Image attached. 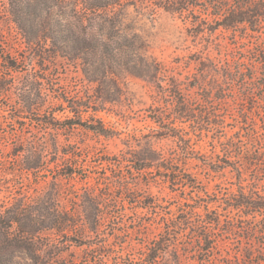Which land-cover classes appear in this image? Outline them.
<instances>
[{"label":"trees","instance_id":"trees-1","mask_svg":"<svg viewBox=\"0 0 264 264\" xmlns=\"http://www.w3.org/2000/svg\"><path fill=\"white\" fill-rule=\"evenodd\" d=\"M31 1L11 0L9 10L24 39L23 48L12 54L0 40V94L12 93L13 80L24 76L14 88L19 101L17 113L0 116V127L4 120L19 126L24 123L22 120H30L48 132L47 142H20L12 151L16 154L24 152L21 169L38 174L34 182L43 176L40 173L45 165L41 157L44 152L54 155L50 161L54 173L44 175L50 179L47 181L50 189L45 194L30 201L22 197L0 204V264H131L124 254L115 252L117 247L108 244L110 235L117 237L113 222L130 209L146 210L158 222L159 236L144 256L146 264H154L167 254L171 264H264V258L252 256V247L243 246L245 240L264 246V179L253 176L249 180L244 163L240 158L234 159L230 146L226 147L224 157L217 156L218 160L201 155L190 132L183 127L191 122L196 132L200 122L218 121L223 125L227 114L216 108V99L221 100L219 103L228 100L237 87L246 98L257 89L264 99V73L258 78L253 70L248 74L249 70L241 66L242 60L237 57L226 63L216 62L210 54L206 61L203 58L195 60L198 70L194 82L187 86L193 92H184L178 84L171 102L160 108L159 122H153L159 127V138L147 139L143 148L136 151L132 147L135 139L128 136L123 140L128 150L122 151L117 159L106 160L110 165H120L123 170L119 174L106 173L97 185L87 179L84 182L88 186L80 193L71 189L62 191L58 182L74 179L79 167L70 160L76 156L78 148L60 144L64 132L82 127L106 139L121 134L98 116L101 110L93 105L92 98H76L63 90L45 88L44 84L48 82L45 67L66 55L75 59L85 55L86 65L94 66L96 60L93 57L100 52L105 55L109 47L101 40L116 37L113 32H105L106 26L109 24L114 28L121 23L118 14L104 18L99 12L117 10L125 3L123 0ZM131 4L146 5L153 14L159 8L180 15L199 10L205 21L217 25L210 26L211 34L220 29L236 33L242 26L259 32L264 25V0H139ZM69 6L77 15L79 13L73 22L56 14V10ZM46 12L50 19L45 16ZM191 23L200 27L202 20L192 19ZM99 24L103 29L101 34L96 29ZM215 45V50L221 52L220 44ZM248 51L254 55L253 62L264 64V50L256 51L252 47ZM85 74H89L87 69ZM106 74L104 71V77ZM247 89L250 92H246ZM48 97H55L64 107L59 111H68L69 116L60 119L55 113L44 110L43 102ZM249 109L253 108L240 112V117L244 119L243 124L250 119L249 125L253 127L256 122L250 118L252 110ZM169 110L174 117L165 118L164 114ZM31 116L37 119L33 120ZM8 133L5 132L3 137ZM168 138L174 140V149L166 152L155 148L157 141ZM257 149V153L264 156L263 148ZM192 160L201 161L213 173L223 174L230 169L235 174L237 182L231 184L236 189H231L228 194L221 193L216 200H203L204 191H194L196 178L185 168ZM124 165L130 170L125 171ZM5 169L9 175H14V169ZM152 183H164L170 190L168 194L177 193L178 202L161 196L147 198L136 189L141 184L150 186ZM69 202L71 206H68ZM42 231L54 232L57 238L43 246L38 238ZM87 234L91 239L95 236L92 244L85 243L83 238ZM185 237L189 240L180 244L179 240ZM221 242L233 245L236 255L227 260L218 259L215 254L222 246ZM85 245L88 246L85 255L76 261L70 254L71 247L83 248ZM58 247V254L52 252Z\"/></svg>","mask_w":264,"mask_h":264},{"label":"rangeland","instance_id":"rangeland-1","mask_svg":"<svg viewBox=\"0 0 264 264\" xmlns=\"http://www.w3.org/2000/svg\"><path fill=\"white\" fill-rule=\"evenodd\" d=\"M123 2L125 5L117 10L99 12L104 18H110L116 13L121 23L114 28L109 24L106 26L105 32L108 34L113 32L116 37L114 40H101L102 43L109 44V47L107 46L105 55L100 52L93 57L96 60L94 66L86 65L85 55L81 59L66 55L59 57L55 64H48L45 67L48 71L45 88L63 90L69 96L76 98H92L93 105L101 110L98 116L121 134L113 139H106L82 127L64 132L60 136V144L75 145L78 148L76 156L70 160L79 167H77L78 175L74 179L58 182L62 191L71 189L80 193L88 186V183L84 182L87 179L97 185L104 174L111 172L119 174L123 170L120 165H110L106 160L117 159L122 151L128 150L123 141L128 136H133L135 139L132 147L136 151L143 148L147 139L159 138V127L153 122L155 120L159 122V110L171 102V96L178 84L182 86L184 92H193L187 86L194 82L193 78L198 70L195 60L203 58L206 61L210 54L216 62L226 63L228 59L237 57L242 60L241 66L249 70L248 74L253 70L258 78L264 73V64L253 62L254 55L248 51L252 47L256 51L264 50V25L259 32H253L242 26L236 29V33L220 29L211 34L210 26L217 27V25L205 21L199 10L180 15L159 8L158 12L153 14L146 5L137 7L131 4L139 0H123ZM10 6L11 0H0V40L8 46L12 54H15L23 48L24 39L14 23L9 11ZM44 14L50 19L49 13ZM56 14L66 16L72 22L79 16L71 6L56 10ZM192 19H201L202 25L200 27L193 25ZM100 24L96 26L98 34L103 30ZM217 43L220 44L221 52L215 50ZM85 69L88 75L85 74ZM104 71L107 72V77H104ZM22 79L24 76L20 75L13 80L12 93L7 96L0 94V116L17 113L16 107L19 101L14 88ZM237 88L234 95L222 103L215 98L216 108L227 114L223 125L218 121L210 124L200 122V129L196 132L194 131L196 128L191 127V122L183 124V127L190 132L201 155L218 160L217 156L224 157L226 147L230 146L234 159L240 158L244 163L245 174L249 180L253 176L264 179V156L257 153L258 147H262L261 151L264 152V99H261L257 89L246 98L244 94L239 93L242 92L241 89ZM248 89L246 92H250ZM43 104L44 110L55 113L60 119L69 116L68 111H59L64 107L57 103L55 97H48ZM248 108H253L249 109L252 110L250 118L256 122L253 127L249 125L250 119L243 124L244 119L240 117V112ZM169 113L170 110L164 114L165 118L174 117ZM31 118L37 119L36 116ZM22 122L24 125L19 126L4 120L3 126L0 127V204L2 201L17 200L22 197L30 201L50 189V184L47 183L50 179L44 178V175L50 176L54 173V168L50 166L54 155L50 152L41 154L42 162L45 164L40 173L43 176L34 182L38 174L21 169L25 158L24 152L16 154L12 151V148L20 142L38 141L39 144L47 142L50 134L30 120H22ZM5 132L9 133L3 137ZM175 147L174 140L170 138L157 141L155 145L156 149L166 152ZM58 158L62 161V158ZM5 167L14 169V175H9ZM185 168L196 178L194 191H204L203 200H216L221 193L228 194L231 189H236L231 184L237 181L230 169L223 174L209 172L198 160L187 162ZM124 170L130 169L124 165ZM166 187L164 183L157 185L152 183L150 186L141 184L136 189L147 198L161 196L177 203V193L168 194L170 190ZM65 203L63 201V204ZM69 205L71 206L72 203L69 202ZM157 223L146 210L130 209L113 222V226L117 228L115 233L117 237L113 238L110 235L108 244L117 247L115 252L124 254L127 262L131 260V264H146L144 256L150 244L159 236ZM38 238L44 246L49 240L57 238V235L51 231H42ZM83 239L86 244H92L95 236L91 239L87 234ZM188 240L189 238L185 237L180 239L179 243L183 244ZM221 244L215 254L218 259L227 260L236 255L237 250L233 245L226 242ZM121 245L124 248H121ZM243 246L252 247L253 257L264 258V246L253 244L248 240L244 241ZM87 247V245L83 248L71 247L70 254L76 261L80 260L85 255ZM52 252L58 254L59 247L54 248ZM169 259L170 255L167 254L154 264H171Z\"/></svg>","mask_w":264,"mask_h":264}]
</instances>
